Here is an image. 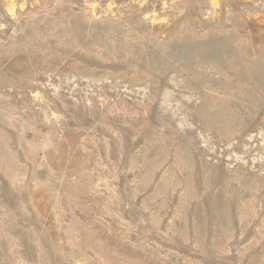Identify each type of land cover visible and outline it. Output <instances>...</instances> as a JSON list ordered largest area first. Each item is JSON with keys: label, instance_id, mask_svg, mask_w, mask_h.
<instances>
[{"label": "rangeland", "instance_id": "374dc122", "mask_svg": "<svg viewBox=\"0 0 264 264\" xmlns=\"http://www.w3.org/2000/svg\"><path fill=\"white\" fill-rule=\"evenodd\" d=\"M0 264H264V0H0Z\"/></svg>", "mask_w": 264, "mask_h": 264}]
</instances>
